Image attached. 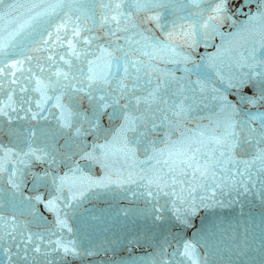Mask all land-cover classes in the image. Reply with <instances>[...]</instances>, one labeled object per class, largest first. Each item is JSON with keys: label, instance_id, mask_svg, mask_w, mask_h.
I'll return each instance as SVG.
<instances>
[{"label": "water", "instance_id": "water-1", "mask_svg": "<svg viewBox=\"0 0 264 264\" xmlns=\"http://www.w3.org/2000/svg\"><path fill=\"white\" fill-rule=\"evenodd\" d=\"M261 60L264 0H4L0 264H264Z\"/></svg>", "mask_w": 264, "mask_h": 264}, {"label": "snow or ice", "instance_id": "snow-or-ice-1", "mask_svg": "<svg viewBox=\"0 0 264 264\" xmlns=\"http://www.w3.org/2000/svg\"><path fill=\"white\" fill-rule=\"evenodd\" d=\"M144 2V0H132V3H134L137 8H139L141 6V4ZM221 4H225L227 3V0H220ZM4 3V0H0V5H2ZM120 7L119 3H117L115 5V8L118 10ZM217 11H222V9H217ZM110 19L114 22V23H119V21L117 20V17L115 15L111 16ZM151 19L155 20L157 19L156 17H152ZM71 35L73 37H76L78 38V40H83V38L80 37V29L78 27H74L72 28L71 30ZM68 47L70 50H72L73 52L76 51V49H74L73 45H72V41L71 39L68 40ZM61 59H64L63 57H61ZM65 63H68V61H65ZM253 68H260L262 69V71L259 73V75H262L264 76V60H261L259 63H254ZM64 79H68V76L65 74L64 76ZM89 80L92 81L93 83H108V80H107V77H93V76H89ZM88 87L91 88L92 87V83L88 84ZM76 91H83V89H76ZM156 95L155 92H150L149 93V98H154ZM261 99H264V90H262V93H261ZM240 100L243 102V101H247L248 103H256L257 101L254 100L252 97H240ZM139 99L137 100V103H139ZM145 103H147V101H145ZM106 107V106H105ZM3 110L0 109V112H2ZM14 111V109H13ZM124 120H125V124H122L121 125V132L128 130V131H135V127L133 126L135 124V119H129L128 116H124ZM71 125L66 123L65 124V127H70ZM229 128L231 130L227 131L226 132V135H225V139H229L233 142V147L235 146V141L238 139V136H237V133L235 132V129H234V126H229ZM79 132V129H77V133ZM261 141H264V130H262L261 134H260V138L259 140H257V143H260ZM247 142V141H245ZM126 147V145H125ZM10 151V150H9ZM41 153H43V149H40L39 150ZM4 152V148H3V145H0V153H3ZM25 155H28V156H31L33 157L34 159L36 160H42V156L41 155H37V151L35 150H32L31 147L29 146V151L27 153H25ZM85 157H87L88 154H84ZM256 159L258 160H261L262 162H264V151H261L260 153L257 154V157ZM189 168L193 167L192 164H188L187 165ZM0 170H3V165L0 164ZM115 183V182H113ZM97 186L98 187H106L107 185L104 184L103 182H97ZM149 195H151V193L149 192ZM37 199H40V197H37ZM61 226H66L64 224L63 221L60 222ZM29 240H30V237H29ZM57 245L59 248H62L64 253L67 255V254H71L73 256H76L78 255L79 253L76 251V249L74 247H70L69 245H60L59 242H57ZM191 248V245H185L184 246V251L182 253V255L189 259L191 261V253L189 251V249ZM34 251L36 252H39L40 249L39 247H36L34 249ZM192 264H195L194 261H192Z\"/></svg>", "mask_w": 264, "mask_h": 264}]
</instances>
